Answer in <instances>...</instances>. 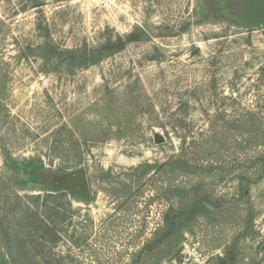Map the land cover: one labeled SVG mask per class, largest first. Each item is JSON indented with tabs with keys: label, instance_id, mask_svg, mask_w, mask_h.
Instances as JSON below:
<instances>
[{
	"label": "rangeland",
	"instance_id": "1",
	"mask_svg": "<svg viewBox=\"0 0 264 264\" xmlns=\"http://www.w3.org/2000/svg\"><path fill=\"white\" fill-rule=\"evenodd\" d=\"M215 3L0 0V264L139 259L169 213L157 190L194 181L162 175L173 158L211 166L186 202L210 194L219 211L201 209L149 264H264V173L250 170L249 192L231 173L263 150L240 125L264 117V23L207 17ZM141 31L89 67L41 57ZM32 158L46 171L84 167L93 200L19 188L7 159Z\"/></svg>",
	"mask_w": 264,
	"mask_h": 264
},
{
	"label": "trees",
	"instance_id": "2",
	"mask_svg": "<svg viewBox=\"0 0 264 264\" xmlns=\"http://www.w3.org/2000/svg\"><path fill=\"white\" fill-rule=\"evenodd\" d=\"M227 1L231 0H216V5L209 7L207 17L211 15H224L230 20L234 21L238 25L243 24L238 17L231 11L227 5ZM263 23H258L260 25ZM148 35L141 31L140 36L134 37L132 35H119L115 41L109 40L105 44L99 47H85L84 49H61L57 46H45L41 48V57L48 64H54L57 66H69L70 68H85L100 63L104 58L111 54L124 49L128 42L133 40H146ZM245 123L240 125L243 132L249 134L252 131H259L257 142L262 146L263 150L256 154L252 158L246 159V167L239 172L232 171L234 173L233 179H239L240 184H243V192H249L251 186L255 182L250 181V170L254 169L262 171L264 173V117L258 113L247 112ZM8 165L12 171V178L15 179L16 185L19 188H24L29 185L44 188L48 191L58 193L61 195H69L73 198L82 200L81 196L77 192H65L53 188L49 185L45 178L46 167L42 163L41 159H7ZM248 163H250L248 165ZM212 168L209 165L199 164L192 159L181 160L171 159L169 162L162 165V175L171 177L175 181L176 177L184 175L186 177L192 176L194 181H190L188 185L175 184L170 181L166 186L162 185L157 192H159L166 201L170 204L169 213L165 216L163 227L159 229L155 237L145 243L138 252L137 257L127 264H149L154 260V251L161 246L164 240L170 236H178L179 233L184 230L188 220L198 215L201 209L206 206H213L215 211H219L218 205L215 201L210 199V194L202 196L194 204L190 201L186 202L188 196H196L197 191L202 188L209 186L210 183L208 178L212 175ZM89 183V182H88ZM90 188V187H89ZM93 197L91 196V201ZM190 202V203H189ZM142 255L145 256L142 259ZM218 264H232L227 259H221Z\"/></svg>",
	"mask_w": 264,
	"mask_h": 264
},
{
	"label": "water",
	"instance_id": "3",
	"mask_svg": "<svg viewBox=\"0 0 264 264\" xmlns=\"http://www.w3.org/2000/svg\"><path fill=\"white\" fill-rule=\"evenodd\" d=\"M230 8L245 25L252 26L264 23V0H237ZM161 140L158 138V141ZM44 175L53 188L65 192H77L83 201L91 202V192L84 167L67 172L45 171Z\"/></svg>",
	"mask_w": 264,
	"mask_h": 264
},
{
	"label": "flooded vegetation",
	"instance_id": "4",
	"mask_svg": "<svg viewBox=\"0 0 264 264\" xmlns=\"http://www.w3.org/2000/svg\"><path fill=\"white\" fill-rule=\"evenodd\" d=\"M236 2H237V0L227 1V5H228L229 7H231V5L234 4V3H236ZM230 9H231V8H230ZM231 11H232V9H231Z\"/></svg>",
	"mask_w": 264,
	"mask_h": 264
}]
</instances>
